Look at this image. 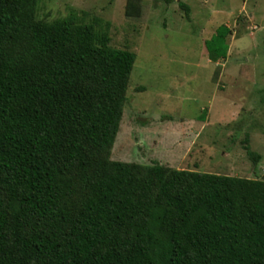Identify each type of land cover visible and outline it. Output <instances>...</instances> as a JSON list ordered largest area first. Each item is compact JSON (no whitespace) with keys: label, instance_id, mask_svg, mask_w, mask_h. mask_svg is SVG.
<instances>
[{"label":"trees","instance_id":"trees-1","mask_svg":"<svg viewBox=\"0 0 264 264\" xmlns=\"http://www.w3.org/2000/svg\"><path fill=\"white\" fill-rule=\"evenodd\" d=\"M39 1L0 0V264H264V179L111 159L136 55Z\"/></svg>","mask_w":264,"mask_h":264},{"label":"rangeland","instance_id":"rangeland-1","mask_svg":"<svg viewBox=\"0 0 264 264\" xmlns=\"http://www.w3.org/2000/svg\"><path fill=\"white\" fill-rule=\"evenodd\" d=\"M125 2L40 0L36 10L109 23V44L135 53L110 158L264 179V0H142L139 17ZM220 24L228 50L213 62L204 42Z\"/></svg>","mask_w":264,"mask_h":264},{"label":"crops","instance_id":"crops-1","mask_svg":"<svg viewBox=\"0 0 264 264\" xmlns=\"http://www.w3.org/2000/svg\"><path fill=\"white\" fill-rule=\"evenodd\" d=\"M191 134H193V132L191 131Z\"/></svg>","mask_w":264,"mask_h":264}]
</instances>
